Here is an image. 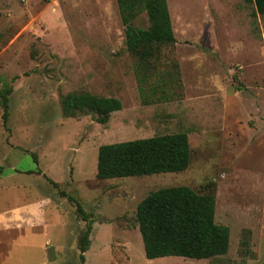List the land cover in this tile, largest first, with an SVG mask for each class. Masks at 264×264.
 Returning a JSON list of instances; mask_svg holds the SVG:
<instances>
[{"label": "rangeland", "instance_id": "1", "mask_svg": "<svg viewBox=\"0 0 264 264\" xmlns=\"http://www.w3.org/2000/svg\"><path fill=\"white\" fill-rule=\"evenodd\" d=\"M167 1L176 41L154 46L146 74L172 82L143 99L117 0H0V88L13 87L6 126L0 104V211L17 214L0 226V264H82L86 221L62 191L93 220L84 264H264V14L245 0ZM134 24L148 28L147 13ZM75 91L122 108L106 124L66 116ZM175 132L189 137L187 169L96 177L102 144ZM179 185L215 196L226 254L145 256L138 204Z\"/></svg>", "mask_w": 264, "mask_h": 264}, {"label": "trees", "instance_id": "2", "mask_svg": "<svg viewBox=\"0 0 264 264\" xmlns=\"http://www.w3.org/2000/svg\"><path fill=\"white\" fill-rule=\"evenodd\" d=\"M255 5L256 13L264 14V0H245ZM125 29L127 50L138 57L136 74L138 90L143 99L152 98L160 90L165 93L172 82L159 76L157 82L146 74L148 58L155 47L176 41L167 0H117ZM145 11L149 20L146 29L135 26L138 15ZM12 86L0 88L3 123L6 126L10 109ZM66 116L90 112L97 121L106 124L112 112L122 108L116 97L97 96L88 91H75L62 97ZM35 163H38L33 154ZM191 147L188 134L175 132L151 137L102 144L98 149V179L129 177L162 172H178L189 167ZM37 171H40L39 168ZM41 173V172H39ZM56 184V182H53ZM86 221L80 242V260L85 262L93 220L76 198L62 191ZM137 222L142 236L145 256L154 259L164 256L197 259L224 255L230 247V229L216 221V198L212 193H198L186 185L162 187L150 192L137 207Z\"/></svg>", "mask_w": 264, "mask_h": 264}, {"label": "crops", "instance_id": "3", "mask_svg": "<svg viewBox=\"0 0 264 264\" xmlns=\"http://www.w3.org/2000/svg\"><path fill=\"white\" fill-rule=\"evenodd\" d=\"M7 214V215H6ZM6 216L4 215V213H3V210L2 211H0V226H2V224H3V220L5 219V221H6V223L7 222H9L10 220H8V217L9 216H11V215H17L15 212H10V213H8V212H6ZM5 216V217H4ZM8 216V217H7ZM4 218V219H3ZM12 218V217H11ZM12 219H16V216H15V218H12ZM12 222H14L13 220H12ZM12 228V227H11ZM10 228V229H11ZM8 230V229H7ZM24 245V244H23ZM25 249V245L23 246V249L21 248V250H20V254L21 255H23V254H26V252H28V251H25L24 250Z\"/></svg>", "mask_w": 264, "mask_h": 264}]
</instances>
